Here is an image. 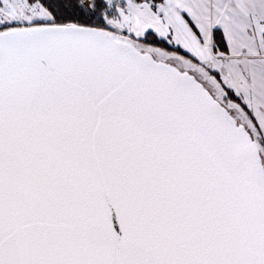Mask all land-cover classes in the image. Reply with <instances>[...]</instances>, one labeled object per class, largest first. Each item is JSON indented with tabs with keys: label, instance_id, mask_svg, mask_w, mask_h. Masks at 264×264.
<instances>
[{
	"label": "snow or ice",
	"instance_id": "obj_1",
	"mask_svg": "<svg viewBox=\"0 0 264 264\" xmlns=\"http://www.w3.org/2000/svg\"><path fill=\"white\" fill-rule=\"evenodd\" d=\"M0 264H264V0H0Z\"/></svg>",
	"mask_w": 264,
	"mask_h": 264
}]
</instances>
